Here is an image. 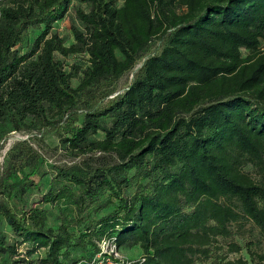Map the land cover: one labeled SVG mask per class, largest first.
<instances>
[{
	"label": "trees",
	"instance_id": "trees-1",
	"mask_svg": "<svg viewBox=\"0 0 264 264\" xmlns=\"http://www.w3.org/2000/svg\"><path fill=\"white\" fill-rule=\"evenodd\" d=\"M77 1L0 0V148L39 125L72 158L42 191L41 138L9 150L5 264H98L103 240L129 264H264V0Z\"/></svg>",
	"mask_w": 264,
	"mask_h": 264
},
{
	"label": "rangeland",
	"instance_id": "rangeland-1",
	"mask_svg": "<svg viewBox=\"0 0 264 264\" xmlns=\"http://www.w3.org/2000/svg\"><path fill=\"white\" fill-rule=\"evenodd\" d=\"M124 0H119V5H122ZM75 4L79 5L78 1L75 0ZM82 7L84 9H88V7H85V5ZM56 31L65 39L67 46H70L74 43L72 31H71V17L68 16L66 19L63 21L59 22L56 27ZM39 34L38 32H33L32 36H36ZM32 37V38H33ZM263 47H264V42H263ZM243 55H247V51H243ZM84 61V60H83ZM82 60L78 63H75L76 69L81 70L83 68L84 62ZM74 61L71 60L69 63H73ZM74 66V67H75ZM133 76L131 74H128L125 76L121 82L117 86V90L119 92L123 91L126 86L129 84ZM74 85H77V82L74 81ZM40 126H28L22 133H12L9 135L5 140L2 141L1 143V148H0V178H1V173L2 170L4 169V163H5V155L9 152V150L14 146L15 143L20 141L21 139H26V140H31L33 137H38L41 138V142H39V145H35V148L40 151V153L43 154L45 160L42 163V173H46V175L40 176L37 180L38 184L40 185V189L42 191H47L50 182H51V173H52V166L55 164H65L66 162H70L72 158L63 151H58L57 146H58V141L57 139L51 135V134H46L43 133L41 129H39ZM102 135L99 134L95 139H101ZM40 200V192L36 190H32L29 195L26 197L24 201V205H28L29 207H33L37 204V202ZM18 205V204H17ZM43 208L46 209L48 213V224L51 227H57L60 223V216H62V212L64 210V207L62 205H56V206H49V205H44L42 206ZM4 243L6 245H13L14 240L12 236L11 229L4 223H0V247L1 243ZM26 246H22L18 249V254L22 258H26ZM108 253V250L105 249L103 251ZM119 259L122 261H132V262H137L142 258V253L138 247L134 248H122L120 250H117ZM45 256V252L41 251L39 254L35 255L34 257L30 259L38 260V258H42ZM104 256H106L104 258ZM104 256L98 257L101 261L98 264H104L108 259V254H104ZM78 259L81 258V255L76 256ZM9 254L7 253H2L0 252V264H5L9 260ZM240 258L238 255H230L231 260H236ZM29 259V260H30ZM77 259V260H78ZM107 259V260H106ZM70 260L69 262L65 264H72ZM107 263V262H106ZM105 263V264H106ZM79 264H86L85 262H80Z\"/></svg>",
	"mask_w": 264,
	"mask_h": 264
},
{
	"label": "built area",
	"instance_id": "built-area-1",
	"mask_svg": "<svg viewBox=\"0 0 264 264\" xmlns=\"http://www.w3.org/2000/svg\"><path fill=\"white\" fill-rule=\"evenodd\" d=\"M21 140H24V139H21ZM20 140V141H21ZM26 140V139H25ZM8 154V153H7ZM7 155H5V158H6ZM3 171V170H2ZM100 247H101V250H102V255H99V257L101 256H104V254H108V260L106 262H104V264H129V263H125L124 261H122L121 259H119V256H118V253H117V248H116V245L109 241V240H103L100 244ZM107 249L108 250V253L104 252L103 254V251ZM105 258V257H104Z\"/></svg>",
	"mask_w": 264,
	"mask_h": 264
}]
</instances>
